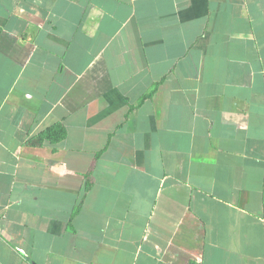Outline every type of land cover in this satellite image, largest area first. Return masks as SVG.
<instances>
[{
    "label": "crops",
    "instance_id": "crops-1",
    "mask_svg": "<svg viewBox=\"0 0 264 264\" xmlns=\"http://www.w3.org/2000/svg\"><path fill=\"white\" fill-rule=\"evenodd\" d=\"M0 264H264V0H0Z\"/></svg>",
    "mask_w": 264,
    "mask_h": 264
},
{
    "label": "trees",
    "instance_id": "trees-1",
    "mask_svg": "<svg viewBox=\"0 0 264 264\" xmlns=\"http://www.w3.org/2000/svg\"><path fill=\"white\" fill-rule=\"evenodd\" d=\"M153 90L154 88H152L148 93L144 94L142 98L148 97L153 92ZM64 135H65L64 128L62 127L61 124L56 123L41 131L38 134V140L40 143L43 141H49L50 143H55L61 138H63Z\"/></svg>",
    "mask_w": 264,
    "mask_h": 264
}]
</instances>
